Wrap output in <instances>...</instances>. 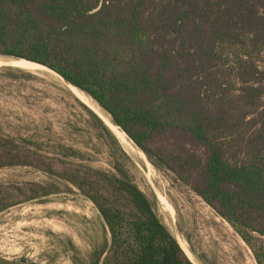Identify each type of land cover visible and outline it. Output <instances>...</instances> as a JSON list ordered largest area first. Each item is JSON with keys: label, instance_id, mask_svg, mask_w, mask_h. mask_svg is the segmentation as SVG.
I'll use <instances>...</instances> for the list:
<instances>
[{"label": "trees", "instance_id": "1", "mask_svg": "<svg viewBox=\"0 0 264 264\" xmlns=\"http://www.w3.org/2000/svg\"><path fill=\"white\" fill-rule=\"evenodd\" d=\"M0 57L44 66L82 92L264 264V0H0ZM0 78L36 80L11 67ZM69 97L109 148V168L92 167L71 146L46 154L29 140L4 139L0 167L52 181L51 190L31 186L23 201L59 193L61 183L88 199L108 238L86 253L87 264H193L117 138Z\"/></svg>", "mask_w": 264, "mask_h": 264}, {"label": "rangeland", "instance_id": "2", "mask_svg": "<svg viewBox=\"0 0 264 264\" xmlns=\"http://www.w3.org/2000/svg\"><path fill=\"white\" fill-rule=\"evenodd\" d=\"M11 61L0 57V68H17L9 64ZM17 69L32 73L36 80L11 82L0 78V165L5 155L2 142L11 139L37 143L46 154H52L54 145L71 146L84 152L92 167L107 170L110 150L69 97L74 96L70 88L50 71ZM111 133L133 163L135 182L144 193L155 195L162 223L191 262L257 264L233 228L190 187L171 172L154 168L126 135L119 139ZM166 143L161 146L166 147ZM51 182L43 173L27 167H0V204L20 202L0 212L1 257L25 264H75L72 243L77 250L76 264H87L86 253L104 236L108 238L94 205L75 188L67 189L61 183L59 193L23 201L31 186L51 190L47 187ZM161 198L171 206L172 214L163 207Z\"/></svg>", "mask_w": 264, "mask_h": 264}, {"label": "bare ground", "instance_id": "3", "mask_svg": "<svg viewBox=\"0 0 264 264\" xmlns=\"http://www.w3.org/2000/svg\"><path fill=\"white\" fill-rule=\"evenodd\" d=\"M13 67L21 68L24 70H29V71H36V70H46L43 66H40L38 64H34L31 62H27L25 60H13L9 63ZM70 90L72 93L79 99L81 100L86 106H88L92 111H94L103 121L104 123L108 126V128L119 138V139H124L125 134L121 132L116 126L112 125L109 119L105 118L101 110L96 106V104L90 100L88 97H86L82 92L77 90L74 87H70ZM114 121V120H113ZM106 126V127H107ZM116 128V129H115ZM141 158L144 159V156L142 153ZM145 160V159H144ZM146 161V160H145ZM148 174V173H147ZM156 194V193H155ZM161 202L163 204V207L172 214V208L171 206L163 199L161 198Z\"/></svg>", "mask_w": 264, "mask_h": 264}, {"label": "water", "instance_id": "4", "mask_svg": "<svg viewBox=\"0 0 264 264\" xmlns=\"http://www.w3.org/2000/svg\"><path fill=\"white\" fill-rule=\"evenodd\" d=\"M28 62V61H27ZM32 63V62H31ZM35 64V63H34ZM41 66V65H40ZM44 67V66H43ZM46 68V67H44ZM47 69V68H46ZM48 71L52 72L51 70L47 69ZM54 73V72H52ZM55 75H57L56 73H54ZM58 76V75H57ZM59 77V76H58ZM60 78V77H59ZM64 84H66L69 88L72 87L69 83H67L66 81H64L62 78H60ZM71 91V90H70ZM72 92V91H71ZM73 94V93H72ZM74 95V94H73ZM75 96V95H74ZM76 97V96H75ZM77 98V97H76ZM78 99V98H77ZM81 101V100H80ZM82 102V101H81ZM83 103V102H82ZM88 107V106H87ZM94 112V111H93ZM95 113V112H94ZM96 114V113H95ZM97 115V114H96ZM98 116V115H97ZM99 117V116H98ZM100 118V117H99ZM101 119V118H100ZM102 120V119H101ZM103 121V120H102ZM104 122V121H103ZM105 124V123H104ZM106 125V124H105ZM107 126V125H106ZM108 127V126H107ZM191 261V260H190ZM193 263V262H192ZM0 264H24V263H19V262H14V261H10L7 260L3 257L0 256ZM194 264V263H193Z\"/></svg>", "mask_w": 264, "mask_h": 264}]
</instances>
